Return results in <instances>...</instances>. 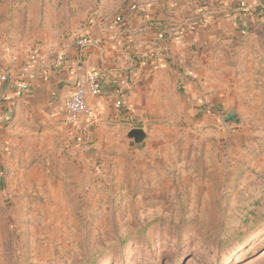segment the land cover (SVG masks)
<instances>
[{"label":"rangeland","instance_id":"1","mask_svg":"<svg viewBox=\"0 0 264 264\" xmlns=\"http://www.w3.org/2000/svg\"><path fill=\"white\" fill-rule=\"evenodd\" d=\"M131 1L2 0L0 39L58 43ZM208 60L220 123L175 109L121 155L43 130L11 152L0 264H264V21Z\"/></svg>","mask_w":264,"mask_h":264},{"label":"crops","instance_id":"2","mask_svg":"<svg viewBox=\"0 0 264 264\" xmlns=\"http://www.w3.org/2000/svg\"><path fill=\"white\" fill-rule=\"evenodd\" d=\"M133 1L143 2L144 11L119 24L115 17L123 10L96 12L82 34L101 40L100 46L79 49L69 37L21 48L0 39V74L8 75L0 85V113L11 117L0 123V176L8 172L12 153L38 130L72 149L103 140L105 154L121 155L130 147L129 130L152 118L169 119L175 109L194 108L199 121L212 124L225 120L209 81L208 56L261 24L264 0ZM2 14L11 15L0 3ZM60 56L56 65L49 61ZM81 72L97 75L102 94L88 97L92 119L76 127L66 123L62 102ZM18 81L28 88L20 89Z\"/></svg>","mask_w":264,"mask_h":264},{"label":"built area","instance_id":"3","mask_svg":"<svg viewBox=\"0 0 264 264\" xmlns=\"http://www.w3.org/2000/svg\"><path fill=\"white\" fill-rule=\"evenodd\" d=\"M168 2H173L174 0H167ZM144 11V3L141 1H133L126 5L121 13L115 17V23L119 24L135 14L142 13ZM73 43L79 49H82L88 45L100 46L101 40L93 39L89 34H81L73 38ZM56 50V49H55ZM52 52L54 49L51 50ZM63 59V56H60L56 60H49L53 65L60 63ZM31 61L36 60V54L30 56ZM8 80V75L3 73L0 74V85L2 82ZM17 86L26 90L28 84L24 81H18ZM102 94V88L100 81L96 74L81 72L77 74L74 90L71 94L64 98L62 102V108L65 113V121L71 126H78L79 123H87L92 119V109L88 103L89 96H99ZM121 102L118 101L117 105H120ZM11 121L10 112L4 111L0 113V123L8 124ZM83 129L86 130V127L83 126Z\"/></svg>","mask_w":264,"mask_h":264},{"label":"water","instance_id":"4","mask_svg":"<svg viewBox=\"0 0 264 264\" xmlns=\"http://www.w3.org/2000/svg\"><path fill=\"white\" fill-rule=\"evenodd\" d=\"M228 119L233 117V112H230L227 116ZM127 137L135 142V144H142L147 138V133L143 128H132L129 130Z\"/></svg>","mask_w":264,"mask_h":264}]
</instances>
